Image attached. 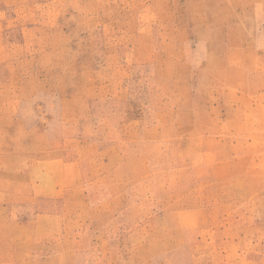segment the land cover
<instances>
[{"label": "rangeland", "instance_id": "374dc122", "mask_svg": "<svg viewBox=\"0 0 264 264\" xmlns=\"http://www.w3.org/2000/svg\"><path fill=\"white\" fill-rule=\"evenodd\" d=\"M0 264H264V0H0Z\"/></svg>", "mask_w": 264, "mask_h": 264}]
</instances>
